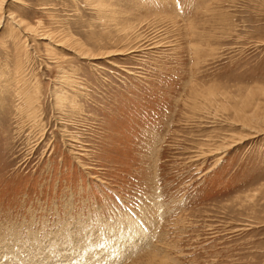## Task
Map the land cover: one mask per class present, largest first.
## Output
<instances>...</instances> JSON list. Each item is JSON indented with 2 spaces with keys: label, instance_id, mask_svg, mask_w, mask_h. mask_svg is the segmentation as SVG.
Returning <instances> with one entry per match:
<instances>
[{
  "label": "rangeland",
  "instance_id": "obj_1",
  "mask_svg": "<svg viewBox=\"0 0 264 264\" xmlns=\"http://www.w3.org/2000/svg\"><path fill=\"white\" fill-rule=\"evenodd\" d=\"M5 263L264 264V0H0Z\"/></svg>",
  "mask_w": 264,
  "mask_h": 264
},
{
  "label": "bare ground",
  "instance_id": "obj_2",
  "mask_svg": "<svg viewBox=\"0 0 264 264\" xmlns=\"http://www.w3.org/2000/svg\"><path fill=\"white\" fill-rule=\"evenodd\" d=\"M100 5V4H99ZM14 17H16V16H14ZM18 20V19H17ZM14 22V24L15 25H17L18 27H20L21 26V23H19V22H17L16 20L15 21H13ZM27 26V25H26ZM23 29V28H22ZM26 34V33H25ZM28 35V34H27ZM35 93V92H34ZM27 95V94H26ZM35 95V94H34ZM28 100H27V107H28V109H29V111L30 110H32V109H30L29 107H31L32 106V103L34 102H32V100L30 99V98H27ZM26 107V106H25ZM24 108V107H23ZM28 111V110H27ZM32 112H33V110H32ZM28 113V112H27ZM27 113H25V114H27ZM35 113H36V111H35ZM32 114V113H31ZM27 116H28V114H27ZM32 117V116H31ZM30 119V118H29ZM133 233V232H132ZM122 237V236H121ZM120 239V238H119ZM123 243V242H122ZM121 246V245H120ZM124 246V245H123ZM120 249V248H119ZM90 253V252H89ZM118 254V253H117ZM85 255V254H84ZM24 260V259H23ZM33 261V260H32ZM99 262V261H98ZM104 262V261H103ZM2 263V262H1ZM6 264V263H5ZM96 264V263H95ZM98 264V263H97ZM102 264V263H101Z\"/></svg>",
  "mask_w": 264,
  "mask_h": 264
}]
</instances>
